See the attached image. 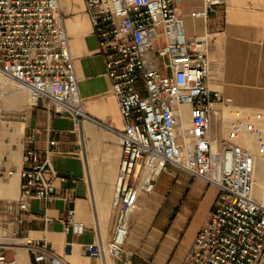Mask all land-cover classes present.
Here are the masks:
<instances>
[{
    "label": "built area",
    "instance_id": "built-area-1",
    "mask_svg": "<svg viewBox=\"0 0 264 264\" xmlns=\"http://www.w3.org/2000/svg\"><path fill=\"white\" fill-rule=\"evenodd\" d=\"M84 1L125 118L117 129L122 155L113 197L114 230L106 243L89 245L88 254L104 258L125 252L139 193H152L161 172L174 165L218 187L183 264H264V200L255 195L257 159L239 140L248 133L264 150V108L237 109V117L228 119L230 134L216 139L213 118L222 111L217 103H230L231 98L208 85L213 34L189 36L179 0ZM225 1L203 0L195 14L207 16ZM9 80L17 85L9 87ZM15 88L26 89L28 107L42 104L55 113L71 114L84 143L82 123L89 114L79 93L59 0H0V124L12 119L1 101ZM24 110L13 113L23 119ZM56 142L50 140L51 145ZM36 157L35 148L28 145L23 166L6 169L7 174L18 171L21 177L20 210L32 197H55V186L46 178L55 174L51 160ZM64 221L65 228L76 233L85 229L74 206ZM11 238L0 236V264H17L4 252ZM30 247L37 259L49 252L45 241L34 240ZM51 260L66 264L53 253Z\"/></svg>",
    "mask_w": 264,
    "mask_h": 264
},
{
    "label": "crops",
    "instance_id": "crops-1",
    "mask_svg": "<svg viewBox=\"0 0 264 264\" xmlns=\"http://www.w3.org/2000/svg\"><path fill=\"white\" fill-rule=\"evenodd\" d=\"M59 1L75 58L79 93L89 114L82 123L85 139L82 143L71 114L55 113L42 104L28 107L26 89L15 88L5 95L1 103L12 112V119L0 124V236L12 237V243L4 252L17 259V264H54L52 253L66 264H183L209 216L218 187L197 176V185L189 184L181 173H190L174 165L161 172L152 193H139L138 206L130 214L125 252L104 258L87 252L88 246L99 240L106 243L114 230L113 197L122 155L117 129L124 126L125 118L85 1ZM202 1L181 0V12L189 36L206 31L213 34L208 85L231 98L230 103H217L222 111L214 114L213 133L220 140L230 134L228 109L253 112L264 108V0H226L207 16H198L195 11ZM23 110L26 116L22 119L19 114ZM51 139L57 142L51 145ZM239 140L250 146L256 138L244 133ZM28 145L35 148L39 161L49 156L55 174H46V178L55 186V197H32L20 210L21 177L18 171L7 174L6 169L23 166L22 155ZM255 174L257 184L263 185L264 157L259 163L257 160ZM165 187L167 192L162 193ZM155 192L159 195H152ZM197 199L203 202L204 213L195 222L192 212ZM71 206L85 222L81 233L65 228ZM34 240L47 243L46 258H36L30 247Z\"/></svg>",
    "mask_w": 264,
    "mask_h": 264
},
{
    "label": "rangeland",
    "instance_id": "rangeland-1",
    "mask_svg": "<svg viewBox=\"0 0 264 264\" xmlns=\"http://www.w3.org/2000/svg\"><path fill=\"white\" fill-rule=\"evenodd\" d=\"M183 15V13H182ZM17 85V83L15 81L9 80L8 86H15ZM4 99V98H3ZM237 109L236 108H230V110L228 109L227 114L232 118L237 117ZM258 139H256L255 141H252V143H250V147H252V149L256 150L255 155H256V159L258 160V163L262 160V158L264 157V150H260L258 148ZM259 165V164H257ZM183 173H181V177L182 178H186L187 182L190 184L192 183V185H197L198 183V178H196L195 176H193L192 174H190L189 176L184 174V171H182ZM256 177L258 178V175H256ZM165 182V181H164ZM162 182V184L165 186V183ZM164 188V187H163ZM165 190H162V193H166L167 192V188L165 187ZM260 186L259 184H257V182H255V193L256 195L261 198V194H260ZM152 195L157 196L159 195L158 192L153 193ZM262 199V198H261ZM204 213V206H203V202L202 201H198V199L196 201H194L193 203V212H192V216L195 219V222L200 220L201 216Z\"/></svg>",
    "mask_w": 264,
    "mask_h": 264
},
{
    "label": "bare ground",
    "instance_id": "bare-ground-1",
    "mask_svg": "<svg viewBox=\"0 0 264 264\" xmlns=\"http://www.w3.org/2000/svg\"><path fill=\"white\" fill-rule=\"evenodd\" d=\"M181 4H182V2H181V0H179V2H178V8H179V10L182 9ZM254 177H255V182H256V174H255V172H254ZM259 186H260L259 191H260V194H261V198L264 200V184L263 185H259Z\"/></svg>",
    "mask_w": 264,
    "mask_h": 264
}]
</instances>
